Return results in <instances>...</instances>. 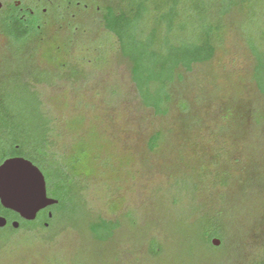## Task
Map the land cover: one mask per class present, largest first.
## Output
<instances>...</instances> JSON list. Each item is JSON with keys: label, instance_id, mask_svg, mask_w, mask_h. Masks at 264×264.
<instances>
[{"label": "rangeland", "instance_id": "rangeland-1", "mask_svg": "<svg viewBox=\"0 0 264 264\" xmlns=\"http://www.w3.org/2000/svg\"><path fill=\"white\" fill-rule=\"evenodd\" d=\"M126 1L95 0L98 10L65 16L16 57L0 35L1 147L22 137L49 194L63 196L48 227L0 232V264L263 261L264 96L250 43L264 89V0H236L223 15L219 0H199L206 19L192 0L180 1L168 42L190 41L209 24L214 53L178 69L164 114L142 104L130 62L103 27L106 7ZM166 6L149 2L139 39L156 28L160 45L166 28L157 16ZM215 215L210 246L200 222ZM101 221L114 228L97 240L90 227Z\"/></svg>", "mask_w": 264, "mask_h": 264}, {"label": "trees", "instance_id": "trees-1", "mask_svg": "<svg viewBox=\"0 0 264 264\" xmlns=\"http://www.w3.org/2000/svg\"><path fill=\"white\" fill-rule=\"evenodd\" d=\"M150 1L127 0L125 7L120 10H115L111 6L107 7L102 16V22L104 29L116 37L122 56L130 62L131 79L142 104L145 107L152 108L156 114H164L169 102L168 86L174 81L175 77L180 78L177 75L178 69L182 68L185 71H190L194 65L205 63L212 58L214 53V32L208 24L198 30L190 41L179 40L175 44L169 43L167 35L172 31L174 20L179 17L178 7L181 4V0H166V9L158 13L157 16V22L160 26L164 25L166 28L164 37L160 39V45L158 44L159 39L156 34V28L149 31L145 40H141L137 35V30H139L138 23L145 17V14L147 16ZM192 1V6L197 10H201L198 12V17L206 19L207 17L203 15L207 9L205 8V2ZM234 4H236V0H219V6H222L221 9L219 8L220 15L227 13ZM250 48L256 61L253 79L257 84L258 90L264 96V89L259 78V73L263 69L261 54L251 43ZM2 94L0 93V132L4 131L2 124L8 118H5V115L8 114V109L5 106L4 94ZM10 136H12L10 145L18 144L20 148L29 147V144L24 142L22 137ZM1 139L0 137V141ZM156 139V137L152 138L153 145ZM23 155L29 157V154L23 153ZM57 207L55 206L54 209ZM218 219L219 217L215 215L210 216L208 219L203 218L200 222L202 224L201 239L208 245H210L209 240L212 237L219 236L217 233V229H219ZM113 228L112 224L101 221L92 224L90 230L97 240H104L110 235ZM98 231H103L105 234L100 236ZM252 263L264 264L263 261L259 260L251 261Z\"/></svg>", "mask_w": 264, "mask_h": 264}, {"label": "flooded vegetation", "instance_id": "flooded-vegetation-1", "mask_svg": "<svg viewBox=\"0 0 264 264\" xmlns=\"http://www.w3.org/2000/svg\"><path fill=\"white\" fill-rule=\"evenodd\" d=\"M94 1L0 0V35L10 42L16 57L19 48L30 44L39 34L49 32L50 27L59 24V22L65 19V16L70 15V17H74L77 11L98 10L99 6H94ZM26 49H28V46H26ZM12 157H22L29 160L43 174L40 166L42 164H37L33 160L34 158L32 159L30 156L23 155L22 149L18 144L10 145L6 150L1 147L0 143V164ZM43 177L46 196L57 200V203L40 209L33 220H27L18 212L4 207L0 202V232L15 233L20 229L33 228L34 226L46 228L50 225L55 212H58L54 207H62L63 196L57 198L49 194L44 174Z\"/></svg>", "mask_w": 264, "mask_h": 264}, {"label": "water", "instance_id": "water-1", "mask_svg": "<svg viewBox=\"0 0 264 264\" xmlns=\"http://www.w3.org/2000/svg\"><path fill=\"white\" fill-rule=\"evenodd\" d=\"M0 202L33 220L36 213L57 200L46 196L43 174L29 160L12 157L0 164Z\"/></svg>", "mask_w": 264, "mask_h": 264}]
</instances>
